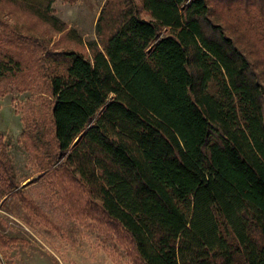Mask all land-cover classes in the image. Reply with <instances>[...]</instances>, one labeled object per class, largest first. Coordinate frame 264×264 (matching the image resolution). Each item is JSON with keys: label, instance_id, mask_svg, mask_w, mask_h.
<instances>
[{"label": "trees", "instance_id": "16d2710c", "mask_svg": "<svg viewBox=\"0 0 264 264\" xmlns=\"http://www.w3.org/2000/svg\"><path fill=\"white\" fill-rule=\"evenodd\" d=\"M13 1L62 29L54 0ZM119 5L100 13L101 46L63 52L49 77L51 183L70 206L71 182L96 201L140 264H264V86L251 61L206 0ZM19 69L0 57V79ZM0 181L28 199L2 150Z\"/></svg>", "mask_w": 264, "mask_h": 264}, {"label": "rangeland", "instance_id": "374dc122", "mask_svg": "<svg viewBox=\"0 0 264 264\" xmlns=\"http://www.w3.org/2000/svg\"><path fill=\"white\" fill-rule=\"evenodd\" d=\"M206 2L212 24L246 55L264 86V0ZM106 4L107 12L120 8L119 0H54L57 30L21 3L0 0V57L20 68L0 79V150L28 197L0 181V264H140L128 234L96 201L71 182L77 200L70 206L51 183L61 159L43 165L54 150L49 77L61 69L63 52L89 57V43L101 46L97 22Z\"/></svg>", "mask_w": 264, "mask_h": 264}]
</instances>
